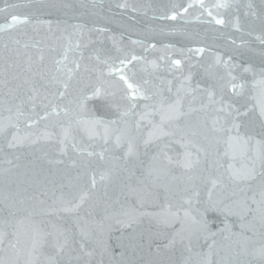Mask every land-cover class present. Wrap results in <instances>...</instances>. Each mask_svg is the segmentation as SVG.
<instances>
[{"label":"water","instance_id":"water-1","mask_svg":"<svg viewBox=\"0 0 264 264\" xmlns=\"http://www.w3.org/2000/svg\"><path fill=\"white\" fill-rule=\"evenodd\" d=\"M218 2L220 0H205V4L209 6ZM230 3L232 7L220 9L219 16L217 10L212 9L213 16L227 21V25L222 26L216 25L213 18L200 8L196 0H0V9H5L0 12V24L10 23L11 13L27 16L30 20L28 24L6 28L5 32L0 33V54L3 53L6 43L10 48L19 47L22 53L19 57L21 69L26 67V60L30 55L34 61V70L38 68L48 76L56 74L69 83V88L61 99L58 93L64 89L60 84L46 82L47 76L45 80L37 78L36 86L40 90V99L37 101L36 113L39 115H43L45 111L50 113L54 105L61 108L66 106L70 110L69 117H65L62 112L59 117L50 115L47 121L40 120L32 128L26 127L23 121L20 122L19 135L31 133L32 139L41 137L38 143L26 141L23 146L9 148L7 143L16 133V129L6 127L4 133L0 134V231H7L8 239H13L11 235L14 231L13 226L23 217V213H17L15 217L10 214V202H6L5 193L9 186L13 191L28 189L31 192L33 187L30 184L33 180H44L49 189L55 188L57 195L60 192V185H64L63 192L67 196L78 198L82 191H88L91 199L85 203L80 215L86 217L92 227H95L97 222L111 224L109 243L113 245L118 237H126L133 230L115 224V221L107 219L108 217L128 207L148 213L161 212L169 204L173 208L186 207L183 200L187 196H192L193 188L200 192V196L199 203L196 202L197 198L193 197L191 207L193 210L197 208L203 210L207 203L210 188L207 178L210 175L215 177L223 174L224 184L227 185L218 187L213 192L214 200L222 198L231 200L232 192L236 191L239 195L240 189H244L247 196L258 192L264 183V175H261L264 169L261 168L259 160L255 162L256 177L253 180L233 184L228 180L226 169L229 164L235 163L241 174H246L245 166L250 165L258 151L264 148V116L261 115L264 88L258 83L260 72L264 70V43L261 42L264 40V0H230ZM11 4L24 6L12 9L8 7ZM52 4L60 7L52 9L50 8ZM189 4H192V7L186 14L183 13V7ZM174 10L180 12L175 21L163 18L170 16ZM237 19L240 29L235 26ZM37 21H51V29L48 24ZM77 25L82 27H74ZM97 28H103L105 31H97ZM16 39L20 41L19 46L12 43ZM133 41L140 43L134 44ZM25 43L29 45L27 49L23 47ZM77 43L80 45L79 48L76 47ZM152 44H155V48L150 46ZM196 47L205 48L203 56L187 51ZM127 54H134L142 59L121 66L120 59ZM41 55L44 57L42 62L39 61ZM216 55L222 57L223 61H228L231 57L232 64L243 67L250 65L255 70L254 76L252 73H243L242 67L235 68L234 75H243L245 83L243 94L237 95L229 89H224L222 93L225 103H230L234 109L239 110L238 112L233 110V116L227 117L228 124L232 123L234 117L236 118L240 125L239 135L250 141L247 145L234 143L230 147L226 143L228 135L226 132L212 131L214 117L219 115L224 118V113L212 110L192 113L186 119L201 125L202 130H207L208 140L201 136L194 138L199 147L207 150V155L193 149L194 154L199 155L201 163L190 171L175 163L168 165L169 174L161 177L160 187L156 189L158 197L142 207L126 185L135 186L138 179L144 178V169L159 150L156 144L148 146L143 144L150 131L147 122L142 125L139 134L133 133L137 135L138 158H129L126 166H122L108 180L100 181L101 173L111 171V164L106 161H111L113 157H122L125 148L118 149L114 143L105 145L99 139H89L88 134L73 124L67 155L60 152L61 145L57 142L61 136L60 123L67 124L75 115L95 116L104 120L116 119L118 113L111 105L119 104L121 110L127 107V103L121 99L125 85L119 80L118 74L109 75V66L122 68L123 74L149 95L160 93L168 100L174 99L181 80L190 74L193 87L215 88L219 98L221 90L215 76L225 74L226 70L223 66L213 67ZM173 59L182 61L179 68H170ZM57 60H64V63L57 65ZM153 61L159 68H153ZM75 63H80L81 67L79 71L74 72L72 79L68 80L66 70L74 69ZM57 69L64 71L57 72ZM170 81L171 92L168 91ZM93 88H101L109 94L115 93V96L94 97ZM85 92L90 97L88 108L85 112L77 113L78 99H82ZM153 99L158 100L159 96L156 95ZM190 99L191 97H188L184 102L185 111L188 109ZM201 99L206 103V96ZM137 103L139 107L136 111L140 112L145 103L152 102L138 100ZM200 103L201 101L197 100L193 107L199 108ZM9 115L0 104V123L7 125L6 118ZM39 115L34 118L39 119ZM127 119L130 124H134L138 116H130ZM154 119L159 121V116ZM180 123L183 125L185 121L182 120ZM45 131L53 133L51 140L42 138ZM159 143L171 144V147L166 149L168 155L172 156L174 161L180 158L179 154L183 149L172 143L170 138H165ZM72 144H75V149ZM76 149L86 151L78 152ZM88 151L96 153L104 151L105 160H100L99 156L88 157ZM233 155L236 156L235 161L232 159ZM7 160H11L12 164L9 165ZM56 160H63V163H54ZM73 161L76 162L75 166ZM120 163L124 164L123 161ZM164 163L167 164L166 161ZM5 169H11L7 176ZM93 174L97 179L95 189H91ZM208 218L216 221L211 225L214 230L220 226L219 221L223 219L216 212H209ZM36 220L47 229L51 227L50 222L62 225L70 231L75 241L81 240L80 227L71 214L60 213L59 217L37 216ZM228 222L235 225L234 230H239V222L235 217L229 218ZM178 227L179 225L165 227L150 217H144L142 223L135 228L140 247L132 258L137 264L157 259L153 254L159 247L161 255L158 259L165 261L166 264H185L186 261H190V264H202L205 259L203 254L208 251L203 240L193 239L189 244L188 239H185L182 244L177 243L172 248L165 247ZM256 246H259L258 238ZM189 247L191 252L188 251ZM6 249L7 243L0 248V259L7 257ZM44 253L45 256H52L55 255V250L46 247ZM211 259L213 264H219L220 255L213 254ZM43 262L44 257H41V264Z\"/></svg>","mask_w":264,"mask_h":264},{"label":"snow or ice","instance_id":"snow-or-ice-1","mask_svg":"<svg viewBox=\"0 0 264 264\" xmlns=\"http://www.w3.org/2000/svg\"><path fill=\"white\" fill-rule=\"evenodd\" d=\"M200 8L207 11L208 16L212 17L216 25L226 26L227 21L223 18H217L220 15V9H229L232 7L230 0H220L211 6L205 4V0H196ZM20 4L8 5L9 8L15 9L23 7ZM126 5H121L125 7ZM59 5L52 4L50 8L57 9ZM192 7L189 4L183 7V13H187L188 9ZM251 8V5H249ZM217 10V16H213L212 9ZM5 9H0V12ZM180 15L178 10L172 11L170 16L163 18L175 21ZM30 20L27 16H21L15 13L10 14V23L4 25L0 24V33L6 31V28H12L17 25L28 24ZM37 23H46L51 29V21H37ZM236 28L240 29L239 20L236 21ZM82 27V26H74ZM97 31L103 32L105 29L97 28ZM83 34V33H81ZM264 43V40L261 41ZM12 43L19 46L18 39L13 40ZM133 43H140L133 41ZM235 43V41H232ZM155 48V44L150 45ZM243 45H241L242 47ZM23 47L27 49L28 44ZM80 47L79 43L76 45ZM189 53H196L203 56L205 53L204 47L189 48ZM181 52L183 50L181 49ZM22 55L19 47L10 48L6 43L4 51L0 54V104L10 114L7 118V125L0 123V134H3L6 127L16 129V133L8 141L9 148L23 146L26 141L31 143H38L41 137L31 138V133L24 136L19 135L20 122L23 121L25 126L32 128L38 124L40 120L47 121L50 115L59 117L61 112L65 117H69L70 110L68 107L52 106L51 112L45 111L43 115L36 113L37 101L40 99V90L36 86L37 78L45 80L47 76L48 83L60 84L64 91L59 92V98H63L69 88V83L59 78L58 75L53 74L48 76L41 72L38 68L34 70V61L29 55L26 60V67L21 69L19 57ZM189 59L191 57H188ZM67 59V54L64 60ZM142 59L134 54H127L120 59V65L125 66L132 61ZM44 60L43 55L39 57V61ZM64 60H57V65H62ZM182 64L180 59H173L170 62V68H179ZM154 69L159 68L154 61L152 62ZM223 66L226 70L225 74L215 76L217 84L221 90V95L217 98L215 88L202 89L200 87H193L191 84L192 77L187 75L181 80L179 86L176 88L175 98L168 100L160 93L149 95L140 86L131 82L126 75L123 74L122 68L115 65L109 66V75L118 74V78L125 85L124 93L121 97L127 103V107L121 110L119 104H112L118 115L116 119H99L95 116L83 117L80 115L72 116L67 124L60 123L61 136L58 143L61 145L60 152L67 155L68 142L72 138L73 124L77 128L82 129L88 134L89 139H99L105 145L114 143L116 148H125L122 157H113L111 161L106 163L111 164V171L108 173H101L100 181H105L111 178V175L118 172L122 166H126L129 158H138L137 135L142 130V125L147 122L150 126L147 138L143 140V144H156L158 152L155 153L151 159L148 167L144 169L145 176L143 179H138L135 186L126 185L129 192L136 197L141 207L150 200L158 197L156 189L160 187L159 180L163 176L169 174L168 165L178 164L186 170L196 168L200 163L199 155L194 154L193 149L197 152H203L207 155L205 148L199 147L194 138L201 136L204 140H208L207 130H202V126L188 121L186 118L192 113L201 111L206 112L212 110L216 113H224L225 117L217 115L212 121V131L217 133H227L226 143L231 147L234 143H241L247 145L250 141L239 135L240 125L236 118H233L231 124H228L227 117L233 116L234 106L230 103H225L223 90L229 89L237 95H242L245 90V83L243 82V75H234L235 68H241L243 73H252L255 76V70L249 65L243 67L241 65L232 64V58L228 61H223L222 57L216 55L215 64L213 67ZM80 63H75L74 69H67L68 80L72 79L75 71H79ZM88 69L86 68L85 71ZM64 71V69H57V72ZM258 83L264 88V70L260 72V80ZM168 91L171 92V81L169 82ZM158 95L159 99L154 100L153 97ZM92 96H104L109 98L115 96V93H105L101 88H93ZM206 96V103L201 99ZM188 97V109L185 111L184 102ZM151 101L152 103H145L143 109L137 112L139 107L137 101ZM200 100V107L196 108L193 105ZM90 97L87 92L84 93L82 99H78L77 113L85 112L88 108ZM47 108L48 105H42ZM39 115V119H35ZM261 115L264 116V105L261 107ZM138 116L134 124H130L128 117ZM159 116V121L154 118ZM184 120L182 125L180 122ZM114 137V139H113ZM43 139L51 140L53 133L45 131ZM165 138H170L171 142L179 145L183 151L179 154L178 160H173V157L168 155L166 149L171 147V144L161 145L159 142ZM75 149V144H72ZM78 152L86 150L76 149ZM227 155V153H226ZM88 157L99 156L100 160H105V152H87ZM233 161L236 156H232ZM259 160L260 166L264 169V148H261L256 157L250 165L246 167V174H241L239 168L235 163L227 166L228 180L233 184L241 183L248 180H253L256 177L255 162ZM120 161H123L122 165ZM167 162L165 164L164 162ZM9 165L11 160L6 161ZM53 163V161H49ZM54 163L61 164L63 160H56ZM73 166L76 162L73 161ZM87 167V164H85ZM223 167V166H222ZM11 169H5V175ZM131 175V174H130ZM264 175V172L261 173ZM130 178V177H129ZM189 179H192L189 177ZM207 182L210 185L208 190L207 203L203 210L199 208L193 210V197H196V202L199 203L200 192L193 188L192 196H187L183 200L186 207L173 208L172 205H167L165 209L158 213H148L139 211L136 208H123L118 214L108 217L115 221V224L123 228L133 230L126 237H118L115 244H110L111 224L105 225L104 222H97L95 227L89 225L86 217L80 215V211L85 203L91 199L88 191H82L77 197L67 196L63 192L64 185H60V192L57 195L55 188L49 189L48 184L44 180H33L30 184L33 191L28 189L11 190L5 193V200L9 203L10 214L15 217L17 213H23V217L14 225V231L11 233L13 239H8L9 233L7 231H0V248L7 243V257L0 259V264H41V257H44L43 264H137V261L132 257L135 255L137 249L140 247L138 237L135 234V228L139 226L144 217H150L157 224H162L165 227H175L179 225L173 237L168 240L166 248H172L177 243H183L188 239L189 244L195 239L196 241L203 240L207 244L208 251L203 254L205 256L202 264H213L211 257L213 254L220 255L219 264H264V183L261 184L257 193L252 196H247L244 189H240L238 195L233 191L231 196L233 199L229 200L222 198L219 200L213 199V192L218 187H227L224 184V176H209ZM71 186V184L69 185ZM97 186V179L95 174L91 177V189ZM257 195L259 199H257ZM49 200L51 201L49 203ZM209 212H216L223 217L219 221L220 226L215 230L211 227L215 220L208 218ZM60 213L71 214L77 225L80 227L81 240L75 241L70 231L62 225L50 222V229L43 227L42 223L36 220L37 216H57ZM235 217L239 222V230H234L235 225L229 223V218ZM7 223V222H6ZM257 238L259 246L257 247ZM223 241L224 243H220ZM87 245H91L89 248ZM51 247L55 250V255L45 256L44 249ZM191 252V247L188 248ZM222 254V255H221ZM157 259H152L144 262V264H166L165 261L158 259L161 255V249L158 247L153 254ZM185 264H190L186 261Z\"/></svg>","mask_w":264,"mask_h":264}]
</instances>
